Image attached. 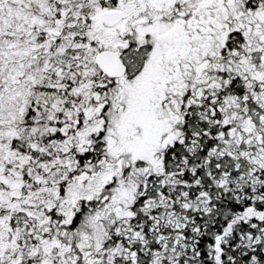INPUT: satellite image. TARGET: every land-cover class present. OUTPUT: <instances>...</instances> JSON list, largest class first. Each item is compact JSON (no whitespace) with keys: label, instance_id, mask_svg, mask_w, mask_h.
<instances>
[{"label":"snow or ice","instance_id":"snow-or-ice-1","mask_svg":"<svg viewBox=\"0 0 264 264\" xmlns=\"http://www.w3.org/2000/svg\"><path fill=\"white\" fill-rule=\"evenodd\" d=\"M0 264H264V0H0Z\"/></svg>","mask_w":264,"mask_h":264}]
</instances>
